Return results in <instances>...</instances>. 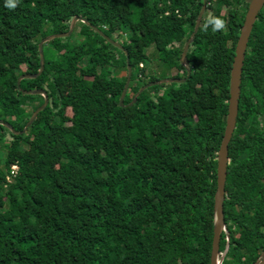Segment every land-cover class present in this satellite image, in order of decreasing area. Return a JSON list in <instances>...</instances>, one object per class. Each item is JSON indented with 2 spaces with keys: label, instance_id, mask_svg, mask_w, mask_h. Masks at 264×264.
<instances>
[{
  "label": "trees",
  "instance_id": "1",
  "mask_svg": "<svg viewBox=\"0 0 264 264\" xmlns=\"http://www.w3.org/2000/svg\"><path fill=\"white\" fill-rule=\"evenodd\" d=\"M205 0H0V264H212L218 152L229 116L231 71L250 5L210 0L189 49L184 83L149 94L146 50L182 64ZM209 15L227 23L213 32ZM125 34V37H123ZM129 52L132 80L124 99ZM118 61L124 76L115 74ZM200 68V72L198 70ZM197 73H203L198 85ZM91 74H95L89 78ZM178 77H183L177 74ZM134 82V86H133ZM69 85L63 96L61 88ZM132 95H129V91ZM37 98L39 104L37 103ZM37 105L32 111L28 102ZM238 126L229 145L223 264H255L264 253V10L255 26L241 86ZM71 110L72 116L68 114ZM17 174L9 182L11 166Z\"/></svg>",
  "mask_w": 264,
  "mask_h": 264
},
{
  "label": "water",
  "instance_id": "2",
  "mask_svg": "<svg viewBox=\"0 0 264 264\" xmlns=\"http://www.w3.org/2000/svg\"><path fill=\"white\" fill-rule=\"evenodd\" d=\"M248 4L250 5L245 24L242 28L241 37L238 42L237 46V52L234 62V67L231 71V83H230V99L228 101L229 104V116L227 117L226 122V128H225V134L223 137V141L220 147V150L218 152V166H217V190L215 192V212H216V225H215V236H214V244H213V251H212V264H223L224 260L226 259L227 253L230 249V246H228L227 250L222 253L221 252V242H222V235L225 229L227 228V219L225 217V198H226V183L228 178V166L230 163L229 158V145L231 143V140L234 136L236 126H238V120L240 115V98H241V86L243 81V73H244V64L246 63L247 59V53L250 45V41L255 29V26L259 20V17L264 10V0H246ZM210 0H205L203 8L198 16L197 23L195 30L192 33V36L189 38V40L186 43V46L184 48L183 56H182V64L188 67L189 75L185 76V78H177V77H168L160 80H155L150 83H147L140 87V89L136 92L133 100L131 101L130 105H133L135 102H137L138 97L140 94L146 90L147 88L151 86H155L157 84H164V83H184L188 80L189 76L191 75L193 71V67L190 65L189 62V49L191 47V44L195 40L197 33L200 30L201 24L204 19L205 12L209 6ZM78 21H83L87 23L88 25L92 26L97 32H99L102 36H104L110 43H113L117 47L121 49H125L124 46L115 40L108 37L102 30H100L97 26L93 25L91 22L87 21V19L82 18L81 16H75L71 22L70 30L67 33H61V34H55L48 36L44 38L40 44H39V52L41 57V68L38 74H25L19 77L18 79V88L21 92H23L26 95L29 96H43L45 98L44 104L38 108L34 114L33 118L27 125L24 131L18 132L16 129L8 122L1 120L0 126H4L11 130L16 135H24L26 134L29 129L34 125L37 118L39 117V113L42 112L49 104V97L45 90L38 89V90H32V91H25L21 88V82L23 80L28 79H37L45 69V55L43 47L46 43L53 41L55 39L59 38H67L70 37V35L73 33L76 24ZM127 55V62H128V77L125 84V87L123 89L120 104L124 105V99L128 92L132 76H133V69L132 65L130 64V56L129 52L125 50ZM261 260V261H260ZM258 262L255 264H264V253L262 254V257Z\"/></svg>",
  "mask_w": 264,
  "mask_h": 264
},
{
  "label": "rangeland",
  "instance_id": "3",
  "mask_svg": "<svg viewBox=\"0 0 264 264\" xmlns=\"http://www.w3.org/2000/svg\"><path fill=\"white\" fill-rule=\"evenodd\" d=\"M125 37V34L124 36ZM146 55L147 57L149 58V61L148 63L145 65L146 67V77L143 76V77H138L136 76L135 77V83L136 84H142L144 83L146 80L150 79L152 76H157V77H162V79L164 78H168V77H177V78H184V72H180V71H177V69H174V68H171L170 66H165L164 64H160L159 61L158 64L157 62H155L154 60H150V58H152L154 55V59L157 60L158 57L160 56L158 54V49L155 47V46H151L149 49L146 50ZM118 64L116 66V70H115V74L118 75V76H124L127 72V69L126 67H124L120 61H118ZM199 72H200V68H198ZM177 74H181L183 77H178L176 76ZM95 74H91V76H89V78H92ZM203 80V73H197V82L196 84L194 85H198L200 84V82ZM161 87H157V88H151L148 90V93L149 94H152V93H155L156 91L158 90H165L168 86H170V83H164V84H157ZM133 86H134V82H133ZM156 86V85H155ZM69 85H64L61 88V92L63 94V96H68L69 93H65L64 91L66 89H68ZM154 87V86H153ZM132 91L130 90L129 91V95H132ZM37 103H41L42 100L39 102V99L37 98ZM37 103H33V102H28L26 104V106H24V108L28 111H32L33 110V107L35 105H37ZM68 114H70L71 116L73 115L71 110H68ZM0 151L4 152L2 156H4L5 154H7V150L5 151V148L3 147L2 144H0ZM261 261V260H260Z\"/></svg>",
  "mask_w": 264,
  "mask_h": 264
},
{
  "label": "clouds",
  "instance_id": "4",
  "mask_svg": "<svg viewBox=\"0 0 264 264\" xmlns=\"http://www.w3.org/2000/svg\"><path fill=\"white\" fill-rule=\"evenodd\" d=\"M19 0H6V7L9 9H15L18 5ZM209 25L212 27L213 32L225 30L227 23L224 19L219 16L209 15L207 22L202 25L204 31H207Z\"/></svg>",
  "mask_w": 264,
  "mask_h": 264
},
{
  "label": "built area",
  "instance_id": "5",
  "mask_svg": "<svg viewBox=\"0 0 264 264\" xmlns=\"http://www.w3.org/2000/svg\"><path fill=\"white\" fill-rule=\"evenodd\" d=\"M17 171H18V166L16 164H13L11 166L10 173L6 176V180L10 182L12 178L17 174ZM225 230L228 231L227 228Z\"/></svg>",
  "mask_w": 264,
  "mask_h": 264
},
{
  "label": "flooded vegetation",
  "instance_id": "6",
  "mask_svg": "<svg viewBox=\"0 0 264 264\" xmlns=\"http://www.w3.org/2000/svg\"><path fill=\"white\" fill-rule=\"evenodd\" d=\"M156 47V46H155ZM157 48V47H156ZM158 49V48H157ZM158 54L160 55V53H159V50H158ZM154 57H155V55L152 57V58H150V60H154L155 62H157V61H159L160 62V59H161V57L159 56L158 57V59L157 60H155L154 59ZM157 64H158V62H157ZM160 64H161V62H160ZM191 65V64H190ZM192 66V65H191Z\"/></svg>",
  "mask_w": 264,
  "mask_h": 264
}]
</instances>
